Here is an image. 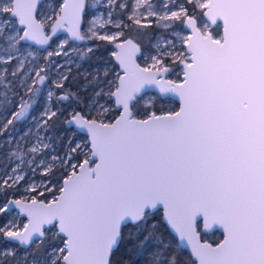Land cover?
<instances>
[{
	"label": "snow or ice",
	"instance_id": "obj_1",
	"mask_svg": "<svg viewBox=\"0 0 264 264\" xmlns=\"http://www.w3.org/2000/svg\"><path fill=\"white\" fill-rule=\"evenodd\" d=\"M40 7L39 0H0V87L5 103L7 92L19 95L0 131L28 114L38 85L62 67L51 58L69 56L68 40L113 45L119 71L97 69L87 110L73 108L64 120L86 133L84 141L69 140L62 156L39 164L49 145L38 133L36 143H18L19 163L0 179V264H135L126 255L113 260L126 226L135 229L129 253L144 264H182L148 224L158 206L196 264H264V0H105L108 19L94 18L87 34L85 0L50 5L44 18ZM117 9L126 19H112ZM6 17L19 28L9 30ZM109 24L116 31H100ZM60 29L67 39L33 66L31 44L48 45ZM142 41L151 44L145 66L137 63ZM177 68L180 82L167 78ZM68 79L58 71L52 80L57 99L83 103L65 89ZM146 87L156 94L145 98ZM169 96L179 98V110L158 114L157 103ZM57 119L45 107L38 132ZM21 165L42 180L17 199L9 189L26 181ZM14 209L26 218L22 225L17 216L3 219ZM201 220L204 229L222 228L223 240L201 243Z\"/></svg>",
	"mask_w": 264,
	"mask_h": 264
},
{
	"label": "trees",
	"instance_id": "obj_2",
	"mask_svg": "<svg viewBox=\"0 0 264 264\" xmlns=\"http://www.w3.org/2000/svg\"><path fill=\"white\" fill-rule=\"evenodd\" d=\"M131 0H128L130 2ZM88 16L84 17L83 25L85 26L86 20ZM8 19H11L10 17H6ZM112 19L118 20V19H126V17L119 12L117 9L112 16ZM13 23L15 24V20H13ZM213 31L216 34L222 33V25L219 29H216L215 26H213ZM53 42H51L48 49H53ZM88 43V44H87ZM86 44H82L79 46H74L76 48L82 47V49L79 51L72 53L71 58L68 59V64L64 65L62 64V67L58 69L60 72L61 70H64V74H67L69 76V79L65 82V89L69 92L76 93L80 96L83 103L77 105L74 100H66L64 103L57 101V97L61 94L59 90H56L52 86V80L53 77L57 75L56 72H52L54 70V67L50 69L48 75L49 79L44 83L46 87L54 90V96L50 100V102L47 101L46 92L44 90L39 91L35 96V107L41 111L45 109L46 105L50 104V109L53 111H58V119L56 120L55 124L47 130L43 131V134L50 138L53 149L55 151V155L62 156L65 151V146L69 142V140L72 141L73 145H75L78 142H82L86 139L85 136L78 134L76 131L73 130L72 127L69 125H66L64 123V120L67 118L68 113L73 109L77 108L84 109V105L88 103V100L93 95L92 88L89 86L88 81L92 79V75L95 73L97 69H104L105 67L109 69H115L116 71H119L118 63L115 61V59L112 57L111 52L114 50L113 45L107 44V42H100V41H91L87 42ZM72 43H68V47H72ZM86 45H90V48L93 49L91 53L88 52V49H85L84 47ZM142 46V54L138 55L137 62L141 66H145V55L149 54L151 50V44H149L146 41L141 42ZM67 49V48H66ZM53 57L51 58V60ZM60 62V60H57ZM65 61V59L63 60ZM41 63H44L43 60L40 61ZM62 62V61H61ZM57 63V62H56ZM110 75H114V73H110ZM168 79L176 80L177 82H180V69L177 68L175 71H173L171 74L168 75ZM11 80V78H9ZM43 86V87H44ZM0 90L5 94V89L3 87H0ZM19 91V90H17ZM20 95H23L22 92L19 93ZM154 94H145V98H148L150 96H153ZM19 95H14L13 92L9 91L7 92V98L8 100H14L17 99ZM27 97V96H26ZM28 98V97H27ZM3 109L8 110L9 103H5L4 101V95H3ZM155 110L157 113L161 112H167V111H178V103L171 98H163L160 102L157 103ZM20 133V131H19ZM3 138H5V135H2ZM3 152L6 149V142L3 141ZM8 150V149H7ZM58 194V193H55ZM9 195L13 198H18L19 194L14 192V189H9ZM49 197H52V194L46 193L45 198L48 199ZM0 199H3L0 197ZM149 226L152 224H156L158 227V231L160 234H162L164 240L166 243H169L171 245V249L175 252H178L180 255V259L182 261V264H195V262L192 260L191 256L181 247L179 246V243L175 236L169 231L165 223L163 222V216L162 212L160 210H156L152 212V217H150L148 221ZM200 233V238L202 242H206L209 244H213V246L217 243H219L223 239V235L218 232L214 231L210 234H204L201 231V224L200 228L198 229ZM135 232V229L131 226H126L123 229V239L120 242V246L117 249L116 253L113 256L114 262L118 260L122 255H126L128 258L133 260L135 264H144L145 257H137L134 252L129 253V249L132 248V245L129 243V233ZM3 245L0 244V247ZM35 248V245L32 246V248H29L27 251L31 253L33 249ZM151 250V249H150ZM20 255H24V251L21 250L19 253ZM36 258L38 260H42L43 257L40 254H36Z\"/></svg>",
	"mask_w": 264,
	"mask_h": 264
},
{
	"label": "rangeland",
	"instance_id": "obj_3",
	"mask_svg": "<svg viewBox=\"0 0 264 264\" xmlns=\"http://www.w3.org/2000/svg\"><path fill=\"white\" fill-rule=\"evenodd\" d=\"M104 3L105 0H89L88 2V11H90L89 16L87 17L86 20V24L84 27H82V32L87 34L90 25V21H92L94 18L96 17H101L102 19H108V10L104 7ZM131 3V1L129 2ZM60 4V2H54V1H47L45 3L42 4L41 8L39 9V14H40V18H44V16L46 15H51L52 13V8L49 7L50 5L52 6H58ZM114 20V19H113ZM10 25L9 30L11 29H18L19 27L17 26L16 22L15 24L13 23V20L10 19ZM46 31H48L49 34H51V27L49 26ZM100 31H107V32H114L116 31V29L111 25H106L104 29H101ZM67 39L65 34L63 32L58 33L57 35L53 36L52 39L50 40V43L52 41L53 42V49H47L44 52H39L33 48H29V50L33 51L35 53V59L32 61L33 66H37V65H43L45 63V61L43 60V57L45 55H47V52L49 51H53L56 46L63 40ZM87 42H91V40H87ZM68 43H70L68 41ZM68 43L65 45V49L69 52V56L68 57H64V56H60V57H53L52 61L54 63L57 62V64L61 65H67L68 64V59L71 58L72 53L76 52L77 50H81L82 47H74V46H79V45H75L73 44L72 47H68ZM88 44V43H87ZM85 49L90 48V45H86L84 47ZM65 59V61H63ZM43 60L44 63H41L40 61ZM57 60H60L57 61ZM62 61V62H61ZM3 67V66H0ZM9 71H11V69H9ZM52 72H56L58 73V69L54 67V70H52ZM61 73H64V70L60 71ZM9 78H11L9 76ZM57 75L53 77V79H56ZM46 84L43 85H38V87L41 90H44L46 92V96L48 94L49 90H53L50 89L48 87L45 88ZM44 86V87H43ZM54 91V90H53ZM3 92L0 91V96H3ZM145 95V94H144ZM17 96V95H16ZM25 99H28L25 96ZM11 101V103H9L11 105V107L8 110V114L7 112H4L2 109H0V123H4L6 122V119L11 118V113L13 111L18 110L16 105L19 103V97L17 98V100L15 101L16 104H13V100H9ZM47 101L50 102V100L48 99L47 96ZM3 103V102H2ZM13 104V105H12ZM31 108L29 109L28 114L21 119L20 121H17V130L13 131L11 129V126H9L8 130L6 132L4 131H0V135H5V138H3L1 141H5L7 146L6 149L4 150V152L0 153V179L4 178L5 175L7 173H11V170L17 166V164L19 163V160L17 158L16 155H13V153L16 152L17 147H18V143L20 145L23 144H28L31 145L33 143H36L35 140V135L38 133V135L43 139L44 143L49 145V148L45 150L44 154L42 155H38L36 157V164H39L41 159H44L45 161H50L51 157L53 155H55V151L53 149V145L52 142L50 140L49 137H47L46 135L43 134L44 130H37L36 128V123L37 121L40 119L41 116V112L44 110L39 111L36 107H35V97H33L32 101H31ZM13 106V107H12ZM47 108H50V104L48 103L46 105ZM19 126V128H18ZM17 131H20V133L16 135ZM27 134V135H26ZM3 146V144H2ZM9 147V149H8ZM8 149V150H7ZM29 157H24L25 160H27ZM21 167H25L24 165H21ZM25 171L27 172V179L24 182H21L20 185L17 186L16 189H14V192H16L17 194H19L20 198L23 195H27V193L24 192V189L28 186L29 183H36V184H40L42 177L40 176V172L37 171L35 173V175H33V173L31 172L30 169L25 167ZM41 191H43V189H40ZM46 194V193H45ZM17 198V199H18ZM52 197H49L48 199H51ZM14 216H17V212H15L13 210L12 213H9L7 217L3 218V219H12ZM17 222L20 223L21 225L26 222V220L21 217V216H17Z\"/></svg>",
	"mask_w": 264,
	"mask_h": 264
},
{
	"label": "water",
	"instance_id": "obj_4",
	"mask_svg": "<svg viewBox=\"0 0 264 264\" xmlns=\"http://www.w3.org/2000/svg\"><path fill=\"white\" fill-rule=\"evenodd\" d=\"M44 1H47V0H39V3L40 4H42ZM60 1H62L63 2V0H60ZM85 3H86V0H85ZM83 16H84V14H82V23H81V31H82V25H83ZM221 25H222V23H221ZM19 27V26H18ZM61 30V29H60ZM60 30H58L57 32H56V34L60 31ZM63 32H64V34H65V36H66V38H67V36H68V34H67V32L66 31H64L63 30ZM55 34V35H56ZM54 35V36H55ZM70 43H72V44H75V45H82V44H86V42H87V39L86 40H82V41H73V40H68ZM30 43V42H29ZM50 46V41H49V44L48 45H36V44H31V48H33V49H35V50H37V51H39V52H44V51H46L47 49H48V47ZM138 63V62H137ZM119 67V66H118ZM148 93H150V94H156V90H155V88H152V87H146L145 89H144V94H148ZM169 98H171L172 100H174V101H176L177 103H178V110H179V106H180V101H179V98L178 97H175V96H169ZM60 101V100H59ZM60 102H62V103H64L65 101H60ZM70 127H72L73 128V130L74 131H76L78 134H80V135H83V136H85L86 137V133H83V132H81V131H79L78 129H76L75 128V126L74 125H72V126H70ZM156 210H160L161 212H162V216H163V207L162 206H158L156 209H153L152 210V212H154V211H156ZM14 211L16 212V210L14 209ZM22 217V216H21ZM25 220H26V218L25 217H23ZM163 222L165 223V225L167 226V228L169 229V231L175 236V238L177 239V241H178V243H179V246L181 247V249H183V250H185L190 256H191V258H192V260L195 262V264H196V257L195 256H193L192 255V249H191V247L190 246H188V244H187V242L186 241H181L180 239H179V237H178V235L167 225V223L163 220ZM200 224H201V231H202V233H204V234H210V233H212V232H214V231H218V232H220L222 235H223V229L222 228H220L219 226H214L213 228H210V229H204L203 228V221L201 220L200 221ZM223 240V239H222ZM200 242L201 243H205V242H202L201 240H200Z\"/></svg>",
	"mask_w": 264,
	"mask_h": 264
},
{
	"label": "flooded vegetation",
	"instance_id": "obj_5",
	"mask_svg": "<svg viewBox=\"0 0 264 264\" xmlns=\"http://www.w3.org/2000/svg\"><path fill=\"white\" fill-rule=\"evenodd\" d=\"M47 1H54V2H57V3H58V2L62 3V1H60V0H47ZM47 1H44L43 3L47 2ZM88 2H89V0H86V5H87V6H88ZM43 3H42V4H43ZM42 4H40V5L42 6ZM40 8H41V7H40ZM40 8H39V9H40ZM89 14H90V11H88V7H86V9H85V13H84V16H83V20H84V17H85V16H89ZM17 26H18V25H17ZM61 32H63V29H61L58 33H61ZM58 33H57V34H58ZM63 33H64V32H63ZM57 34H56V35H57ZM86 43H87V42H86ZM50 44H51V43H50ZM0 91H1V90H0ZM2 99H3V96H0V109H2L4 112H7V114H8V110H9V108L11 107V105H9V108H8L7 111L4 110V109H3ZM16 100H17V99H14L12 103H13V104H16V103H15ZM57 101H59V100L57 99ZM13 104H12V105H13ZM12 107H13V106H12ZM18 128H19V126H18ZM11 129H12L13 131L17 130V124H16V123L13 124V126L11 127ZM18 133H19V131H17V133H16L15 136H17ZM2 139H3V137H2V135H0V153H1V152L3 153V150H2L3 148H2V147H3L4 145L2 146V144H3V143H2L3 141H1ZM8 149H9V147H8Z\"/></svg>",
	"mask_w": 264,
	"mask_h": 264
}]
</instances>
